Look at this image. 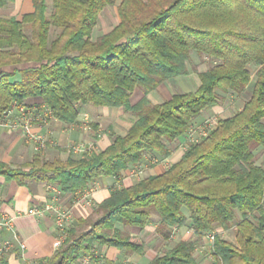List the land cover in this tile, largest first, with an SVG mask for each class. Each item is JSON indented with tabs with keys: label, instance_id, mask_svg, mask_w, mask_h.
<instances>
[{
	"label": "trees",
	"instance_id": "16d2710c",
	"mask_svg": "<svg viewBox=\"0 0 264 264\" xmlns=\"http://www.w3.org/2000/svg\"><path fill=\"white\" fill-rule=\"evenodd\" d=\"M115 1L51 0L48 10L47 0H33L21 19L0 16V123L29 96L68 122L88 103L133 115L126 133L113 134L101 150L65 159L36 153L19 166L0 160V174L80 192L100 175L119 178L144 153L169 156L203 109L226 93L250 92L164 171L114 186L97 215L69 223L61 245L40 264H78L96 243L142 252V238L119 226L151 222L165 240L187 224L198 238L214 234L212 264H264V159L256 163L254 152L264 149V0H119L118 23L91 39L99 12ZM193 51L211 60L197 87L152 102L148 94L159 83L188 73ZM137 87L144 94L131 103ZM218 226H234L235 240ZM198 238L179 239L147 264H193Z\"/></svg>",
	"mask_w": 264,
	"mask_h": 264
},
{
	"label": "crops",
	"instance_id": "0c3cea01",
	"mask_svg": "<svg viewBox=\"0 0 264 264\" xmlns=\"http://www.w3.org/2000/svg\"><path fill=\"white\" fill-rule=\"evenodd\" d=\"M118 3L119 0H116L113 5H106L101 9L97 23L91 30V39H97L118 23L119 17L116 11ZM33 9V0H9L0 7V16H14L21 19L23 14L31 12ZM190 58L188 73L194 72L198 75L199 71L207 68L202 56L197 52H192ZM26 64L28 62L21 63L18 67ZM4 68L11 70L13 65H7ZM177 77H171L159 83L155 89L149 92L148 97L154 93L155 98H161L160 101L155 102L170 98L176 92V88L185 86L183 80ZM143 94L141 88H135L130 94V102H136ZM223 102H226L225 99ZM23 105L28 109L31 132L42 136L46 140V145L37 150L34 147L35 142L21 127L0 123V160L12 166L26 163L36 153L48 159L81 156V153L74 152L70 148L72 143H91L95 149L101 150L110 144L113 134H125L133 122V115L122 106L83 104L76 119L68 122L51 115H46L45 120L38 119L36 112L45 111V103L40 96L25 98ZM216 106H219V103L209 108L215 109ZM16 107L13 105L8 116L12 117L18 114ZM205 110L207 109L205 108ZM183 138L181 135L175 140L171 154L165 157L162 162L149 168V174L161 173L172 162L180 158L184 149L179 143ZM145 155H149V153H144L141 161L146 159ZM132 167L133 165L126 168L119 178L113 175H100L83 191L76 193L63 192L57 185L44 181L26 179L25 182L19 183L14 178H7L0 174V215L6 214L13 218L15 228L26 244L23 249L18 245L9 249L4 256V264H28L32 261L40 263L42 258L50 256L55 251L52 241L58 235V227L54 220V212L48 206L57 204L69 209L71 213L69 223L72 225H77L79 220L95 217L97 215L96 205L110 195L114 186H128L136 181L134 176H131ZM87 190L90 191L87 193ZM31 208H38L42 211L39 214H33L29 212ZM119 227L141 237L145 242V248L142 252H127L113 245L96 243L94 251L107 264H147L158 252L166 248L164 244L166 240L158 235L155 222H151L143 228L138 226ZM180 229L182 226L176 228L175 231ZM192 233L191 229H187V233L183 234L181 238H191ZM8 234L7 230H2L0 238L6 237Z\"/></svg>",
	"mask_w": 264,
	"mask_h": 264
},
{
	"label": "rangeland",
	"instance_id": "374dc122",
	"mask_svg": "<svg viewBox=\"0 0 264 264\" xmlns=\"http://www.w3.org/2000/svg\"><path fill=\"white\" fill-rule=\"evenodd\" d=\"M48 4V10L50 8L51 0H47ZM26 31L30 32L29 28L26 27ZM196 53V51H193ZM196 58L195 56H193ZM203 62H205V65H209L211 62L210 59L202 57ZM204 65V64H203ZM204 65V66H205ZM193 68V67H192ZM197 69V68H196ZM180 80H183L185 83V86L181 88H176V92L183 91V90H193L197 87L199 82V77L194 72L185 73L182 75H178L177 77ZM181 89V90H180ZM249 89L247 88L244 90V92L241 93H234L229 92L226 93L224 99L226 102H223L224 99L219 103V106H216L215 109H210L209 107L204 109L202 113H200L194 120L192 121V124L190 128L183 134V140L180 141V146L185 149L190 142L197 141L200 139L201 135L204 132H207L208 129H210L217 118L219 117H225L233 114L236 110H238L242 104L243 101L247 98L249 94ZM149 98L151 101H160L161 98H155L154 93H151L149 95ZM256 154V163H262L264 159V149L261 147H257L254 150ZM146 159L141 161V163L133 165L131 171V176H134L136 180L140 179L142 176L149 174V171L151 167H153L155 164H158L159 162H162L164 158H160L157 155H145ZM168 165V163H166ZM187 229L189 230V226L184 225L182 226V229L176 230L174 229V232L171 234L170 238L166 240L164 243L166 247L172 246L176 241H178L183 234L187 233ZM215 231L219 232L223 237L235 240V228L234 226L223 229L222 227L218 226L216 227ZM193 239L198 238L194 233L191 234ZM197 245L195 249V262L193 264H212L213 257L211 253V239L208 237L207 234H204L203 236L199 237L197 239Z\"/></svg>",
	"mask_w": 264,
	"mask_h": 264
},
{
	"label": "built area",
	"instance_id": "2783aa9c",
	"mask_svg": "<svg viewBox=\"0 0 264 264\" xmlns=\"http://www.w3.org/2000/svg\"><path fill=\"white\" fill-rule=\"evenodd\" d=\"M17 115L8 116L11 112V110L8 111V114L6 116V120L4 123L13 126V127H21L29 136L30 139H32L35 142V149H41L45 147L46 145V140L30 130V122H29V113L28 109L26 108L25 105L20 104L17 107ZM50 115V110L48 107L45 106V111L44 112H36V117L38 119L45 120V116ZM206 134L204 132L202 135ZM201 135V136H202ZM70 148L74 152H79L81 155L84 154H89L93 151L94 146L91 143H72L70 145ZM90 190H87L86 192L88 193ZM50 209L53 210L54 212V220L55 223L58 227V235L53 239L52 245L56 249L58 248L63 239L66 237V226L69 224L71 220V213L69 209L63 208L60 205L57 204H52L48 206ZM41 209L38 208H31L29 210L30 213L33 214H39L41 213ZM2 230H7L9 232L8 236L0 238V264H4V256L6 252L13 248L15 245H18L21 249L25 247V242L20 238L19 233L17 232L15 228V224L13 221V218L11 216H8L6 214H1L0 215V231ZM208 237L213 240L214 234H208ZM96 252L94 251L93 253L91 252H86L82 253L79 256V262L78 264H107L105 260L103 259H96ZM28 264H40L39 261H32L28 262Z\"/></svg>",
	"mask_w": 264,
	"mask_h": 264
}]
</instances>
